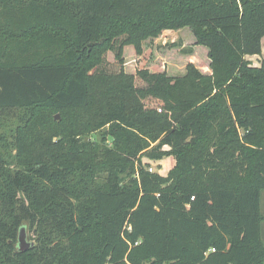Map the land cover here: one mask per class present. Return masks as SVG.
Wrapping results in <instances>:
<instances>
[{
  "label": "trees",
  "instance_id": "obj_1",
  "mask_svg": "<svg viewBox=\"0 0 264 264\" xmlns=\"http://www.w3.org/2000/svg\"><path fill=\"white\" fill-rule=\"evenodd\" d=\"M168 30L202 64L128 73ZM263 40L264 0H0V264H264Z\"/></svg>",
  "mask_w": 264,
  "mask_h": 264
},
{
  "label": "rangeland",
  "instance_id": "obj_2",
  "mask_svg": "<svg viewBox=\"0 0 264 264\" xmlns=\"http://www.w3.org/2000/svg\"><path fill=\"white\" fill-rule=\"evenodd\" d=\"M192 44V35L189 30H168L162 33L158 38L147 41L143 48V56H137L133 47H128L132 49L131 52L126 51L125 60H126V71L128 73L135 74L139 69L148 68L153 72H163L167 71L170 75L178 76L182 75L185 72V67L187 64L194 60L196 64L201 65L203 59H205L203 53L194 48L195 55H186L183 52L184 50H190ZM172 46V47H171ZM174 47V48H173ZM253 65H260L264 61V40L262 41L260 55L255 57H247ZM109 61L113 62L114 58L112 55L109 56ZM98 105V104H97ZM99 106V105H98ZM54 117L61 115L58 112H54ZM105 129L92 132L87 140H93L101 142L102 139H105ZM167 147H164L160 152L168 151ZM139 159L143 161L145 165L148 166V169L152 168L153 173H158L162 176H167L169 171L175 165V160L173 157L164 156L161 159H153L148 157L145 152L141 153ZM107 175H103L99 179V183L106 182ZM262 213L264 215V193L262 196ZM37 235L35 232H28L27 237H25L24 242L36 243Z\"/></svg>",
  "mask_w": 264,
  "mask_h": 264
},
{
  "label": "water",
  "instance_id": "obj_3",
  "mask_svg": "<svg viewBox=\"0 0 264 264\" xmlns=\"http://www.w3.org/2000/svg\"><path fill=\"white\" fill-rule=\"evenodd\" d=\"M56 119H59V116H57ZM23 246H24V242L21 241L20 242L21 251H24L25 250V248Z\"/></svg>",
  "mask_w": 264,
  "mask_h": 264
},
{
  "label": "built area",
  "instance_id": "obj_4",
  "mask_svg": "<svg viewBox=\"0 0 264 264\" xmlns=\"http://www.w3.org/2000/svg\"><path fill=\"white\" fill-rule=\"evenodd\" d=\"M158 111L161 113V112H162V109H159ZM149 171H150L151 173H153L154 170H153L152 168H150ZM211 251H212V252H215V249H212Z\"/></svg>",
  "mask_w": 264,
  "mask_h": 264
}]
</instances>
